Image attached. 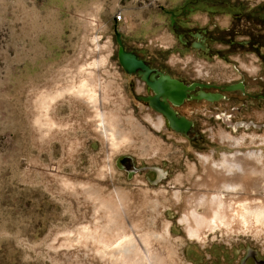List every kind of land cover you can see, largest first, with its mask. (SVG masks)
I'll return each mask as SVG.
<instances>
[{"label":"rangeland","instance_id":"1","mask_svg":"<svg viewBox=\"0 0 264 264\" xmlns=\"http://www.w3.org/2000/svg\"><path fill=\"white\" fill-rule=\"evenodd\" d=\"M193 1L0 0V264H119L116 249H104L83 233L96 227L129 232L134 224L147 231L133 239L141 245L159 236L171 264L264 263L263 236L227 238L218 231L200 244L179 221L183 198L206 176L202 157L264 154V128L245 129L239 117L229 126L223 114L194 115L195 104L186 103L177 111L193 118L195 133L178 135L135 99L144 86L118 62L114 29L124 48L155 59L172 77L221 86L230 80L228 63L193 58L194 52L179 56L169 12L180 13ZM189 16L196 29L209 18ZM210 70L217 73H199ZM83 81L107 85V102L95 109L74 94ZM260 104L244 118L264 123V100ZM96 110L112 119L106 128L120 143L115 149L98 128ZM159 118L163 126L157 130L148 119ZM175 191L182 198L178 204ZM140 206L144 212L138 214ZM166 224L170 237L164 240ZM152 263L162 264L161 258Z\"/></svg>","mask_w":264,"mask_h":264},{"label":"bare ground","instance_id":"2","mask_svg":"<svg viewBox=\"0 0 264 264\" xmlns=\"http://www.w3.org/2000/svg\"><path fill=\"white\" fill-rule=\"evenodd\" d=\"M71 91H75L77 96H82L95 109L98 102H107L109 96V88L102 82L90 84L83 81ZM95 114L98 128L103 131L105 140L115 149L120 143L115 142L113 131L106 128V124L112 122V119L105 118L99 111ZM148 120L157 130L163 126V119L159 118L157 122ZM258 151L224 155L219 161L208 156L202 157L206 176L199 178L194 183L197 189L183 198V211L179 220L190 240L204 244L210 234L218 231L227 238L241 235L264 237V154ZM191 170L193 172V169ZM173 199L176 204L180 203L182 198L179 191L174 192ZM157 205L158 209H161V206ZM118 206L126 213L121 200L118 201ZM135 210L138 214L144 212L142 206ZM128 230L129 232H109L96 227L88 234L83 233V236L97 240L104 249H116L122 264H142L143 261L153 264L158 257L161 258L162 264H171V261H174L165 246L161 248L158 244L159 236H153L141 245L137 239H133V233L141 234L140 232L147 231L145 226L134 224ZM162 236L164 240L170 237L168 224L162 229Z\"/></svg>","mask_w":264,"mask_h":264},{"label":"flooded vegetation","instance_id":"3","mask_svg":"<svg viewBox=\"0 0 264 264\" xmlns=\"http://www.w3.org/2000/svg\"><path fill=\"white\" fill-rule=\"evenodd\" d=\"M195 13L209 17L204 28L196 29L189 26V15ZM168 28L176 40L175 46L180 53L179 56L194 52L193 58L201 57L210 62L223 61L229 64L230 70L228 68L226 73H232L230 80L222 86L198 78L187 81L167 74L169 72L156 64L155 59L143 58L137 52L125 48L126 51L136 54L152 70L154 74L149 77L151 82L169 76L187 87L194 88L187 93L179 106L167 101L179 117L192 121L193 126L186 137L195 133L193 118L181 115L177 111L186 103L195 104L192 111L194 115L219 118L223 114L229 126H233L239 117L241 120L239 125L243 128L249 129L252 126L263 129L264 123H259L253 118L245 119L243 112L254 106L260 108V101L264 100V96H258L255 90L261 88L264 91L259 83L264 82V0H195L187 3L180 13L169 12ZM240 62L244 63L243 67L239 65ZM199 73L217 72L210 70ZM133 79L144 86L145 93L140 96H155L140 75H134ZM201 93L220 95V98L210 102L199 99ZM223 101L230 104V107L221 108L219 103ZM198 108L202 111L199 112ZM260 264H264L263 261Z\"/></svg>","mask_w":264,"mask_h":264},{"label":"water","instance_id":"4","mask_svg":"<svg viewBox=\"0 0 264 264\" xmlns=\"http://www.w3.org/2000/svg\"><path fill=\"white\" fill-rule=\"evenodd\" d=\"M114 35L116 43L119 46L117 53L118 62L123 71L127 75H140L155 94L154 97L135 95V99L145 103L150 110L161 115L169 130L181 136H188L193 126L192 121L185 117H179L167 101L174 106H179L183 103L187 93L194 88L187 87L181 82L171 79L169 76H163L161 79L151 82L149 77L154 74L152 70L136 54L125 50L121 41V35L117 29H114ZM198 98L212 102L218 100L220 95L201 93Z\"/></svg>","mask_w":264,"mask_h":264},{"label":"built area","instance_id":"5","mask_svg":"<svg viewBox=\"0 0 264 264\" xmlns=\"http://www.w3.org/2000/svg\"><path fill=\"white\" fill-rule=\"evenodd\" d=\"M122 19V16L121 15H118L117 16V20H121Z\"/></svg>","mask_w":264,"mask_h":264}]
</instances>
